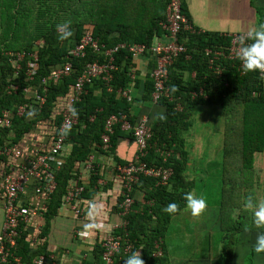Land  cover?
<instances>
[{
    "label": "trees",
    "instance_id": "obj_1",
    "mask_svg": "<svg viewBox=\"0 0 264 264\" xmlns=\"http://www.w3.org/2000/svg\"><path fill=\"white\" fill-rule=\"evenodd\" d=\"M169 3L170 0H0V115L4 110L14 113L11 126L0 127V147L18 144L25 154L32 153L35 147L41 150L50 147L62 121L61 104L67 101L84 66L102 62L104 52L119 44L150 47L164 40L168 35L163 25L167 22ZM182 12L189 20L184 0ZM63 23H68L72 35L59 40L56 26ZM86 34L98 41L100 52L87 49L83 58H74V72L49 83L40 111L17 116L16 106L30 100L24 89L32 85L43 95L42 80L65 63L69 51ZM179 37L186 53L169 68V96H163L159 103L152 102L154 83L150 74H146L143 85L135 80L143 86V93L137 96L132 89V102L119 92L132 88L133 83L135 60L126 49L113 54L115 69L111 91L100 79L86 86L87 93L76 105L78 123L66 134L67 144L61 152L62 167L56 173V189L47 208L40 211L44 218L43 228L31 232V226L21 227L15 250L20 264H35L40 256L51 264L47 249L51 222L79 171L93 151L101 149L106 121L112 115L123 114L134 124L141 116L136 106L143 102L160 107L158 112L151 115L149 110L146 115L152 139L144 160L172 168L173 175L167 185H157L155 179L141 177L134 186V195L137 190L142 192L144 203L136 200L127 217L126 231L117 232L124 240L115 264H124L128 257L124 255L127 245L131 246L129 256L140 249L141 256L149 264H169L166 254L154 257L153 253L156 242L165 238L172 219L185 209L184 196L193 185L185 174L188 153L184 133L191 128V118L197 107L219 108L225 117L219 208L215 218V225L222 233L221 250L209 264H264V252L257 254L253 250L256 237L264 233V228L255 227L252 210L244 206L249 197L254 204L264 201L260 197L264 190V169L257 167L258 158L264 154V75L256 71L245 74L238 69L239 63L232 61L220 63L222 75L215 72L205 50L229 45L228 36L195 29L194 33L182 31ZM22 51L38 54L39 66L33 81L26 74L29 59L16 60L15 54ZM145 56L152 62L150 54ZM151 65L153 68V63ZM14 87H18L16 91H12ZM127 135L132 137L130 133ZM124 136L121 126L116 125L111 146ZM160 152H169L170 157L164 162ZM0 161L7 162L5 158ZM3 169L6 171L4 163ZM96 174L91 176V187L96 186L99 178ZM169 203L177 204V212L172 215L162 211ZM91 256L92 259H85L81 264H104L100 245L94 247Z\"/></svg>",
    "mask_w": 264,
    "mask_h": 264
},
{
    "label": "built area",
    "instance_id": "obj_2",
    "mask_svg": "<svg viewBox=\"0 0 264 264\" xmlns=\"http://www.w3.org/2000/svg\"><path fill=\"white\" fill-rule=\"evenodd\" d=\"M166 14L167 22L163 25V28L167 31L168 35L164 40L157 41L150 47L145 44L135 43L119 44L113 49L104 52L102 62H90L84 66L72 86V91L66 104L61 108L62 121L57 127V134L50 147L46 150L35 147L32 153L29 154H25L18 144L0 147V160L2 158L7 160V162L0 161V163H4L6 169V171L0 169V199L4 210V221L0 233V264H20V258L15 256V250L20 237L21 227L32 225L33 220L37 219L35 230L42 229L41 221L44 219L40 211L47 208L48 201L56 189V173L62 167L61 152L67 144L66 134L78 123L75 115L76 105L82 101L84 95L87 93L86 86L92 84L96 79L105 82L108 90L111 91L110 83L115 69L114 53L120 49H126L132 54L134 60L150 54L152 56L153 68H151L149 74L154 83L152 102L157 104L163 96H169L167 87L169 68L174 64L176 59L186 53V47L180 42L179 35L182 31L194 33L195 28L182 12V0H170ZM246 34H231L228 36L231 39L229 45L205 50V55L209 58L210 66L214 68L219 76L223 72L222 66H220L222 61L237 62L239 63L238 69L241 70V62L237 59L236 53L240 46L239 37L246 36ZM244 42L250 43L247 39ZM87 49H91L95 53H99L101 49L98 41L91 34H86L69 51L65 63L61 67L55 68L42 80L43 95H40L32 85L24 89V93L30 100L16 106L15 114L23 116L29 115L34 111H40L46 101L45 95L48 91L49 83L70 76L74 72L72 60L74 58H83ZM10 54L8 53L7 55ZM15 57L18 62H22L26 58L29 59L26 74L28 79L33 81L36 69L39 66L38 54L22 51L17 52ZM17 68H20V66L18 65ZM17 88L14 87L12 91H16ZM119 92L128 102H132L131 87ZM13 114L10 110L2 111L0 115V127H10ZM116 125H120L122 131L132 134L136 144V154L132 162L123 165L118 164L115 167V177L121 184L119 214L122 218V223L114 225L111 233L101 243L104 264L116 263V257L120 253L122 241L124 240L123 236L117 233V231H126L128 224L127 217L132 212L135 203L134 186L139 182L140 178L155 179L157 185H167L173 175L172 168L152 165L144 160L148 155L152 139V129L148 116H139L134 124L127 115L110 116L106 121L105 130L102 135V149H110L111 136L114 134ZM160 156L165 162L170 157V153L160 152ZM12 160H17L15 167L12 165ZM94 173L96 174L97 171L92 160L89 158L84 167L79 171L77 179L68 188L64 196L63 205L69 208L72 214L78 218L85 217V209L79 206L78 202ZM30 184H32V195L40 202L39 207L33 208L27 204L20 203V201L25 199L24 194ZM98 184L102 185L104 181L99 180ZM160 245V241L156 242L155 252L153 253L154 257H162L163 253ZM130 250L131 246L127 245L125 251L129 253ZM49 260L51 264H55V257L50 255ZM45 263L47 262L44 256L38 257L35 261V264ZM77 264H81V262Z\"/></svg>",
    "mask_w": 264,
    "mask_h": 264
},
{
    "label": "crops",
    "instance_id": "obj_3",
    "mask_svg": "<svg viewBox=\"0 0 264 264\" xmlns=\"http://www.w3.org/2000/svg\"><path fill=\"white\" fill-rule=\"evenodd\" d=\"M259 1L262 5L261 7L255 4V0H184V5L189 15V20L196 30L229 36L231 34L247 33L260 23H264V0ZM151 64L150 58L145 55L135 59L133 72L134 70L136 72L132 74V89L137 96L143 93V86L136 84L135 80L140 81L143 85L146 74L150 73ZM66 102L67 101H63L64 104H61V108ZM198 108L199 107L194 110V113L198 111ZM159 109L160 107L158 105H149L148 102H143L142 104L140 103L139 106H136L135 110H137L136 112H140V115H147L149 110H151L152 115L154 112H158ZM217 112V116L221 117L219 111ZM132 116H134L133 113ZM224 128L225 121L219 128V130L223 129L221 132L222 144ZM192 129L193 126L184 133V139L185 150L188 153L185 174L187 180L193 182L190 191L193 194V191H195L197 187V185H195V180L209 173L206 168L207 166L209 167L210 163L206 161L208 160L206 158V147L200 141L203 138V133H200L203 129L197 128L196 131ZM123 133L125 136L119 138L115 145L111 146L109 150H104L101 147L100 150L93 151L89 157L96 168V175H99V178L95 187H91L87 183L86 191L82 194L78 202L79 206L85 209V217L78 218L74 216L71 210L62 204V207L52 220L47 238V249L51 256L55 257V264H77L79 262L82 263L85 259H92L91 254L94 247L97 244L101 246L102 241L111 233L112 227L122 223V218L119 214L121 184L115 177V167L118 164L123 165L132 162L136 154L135 141L130 135H127V132L123 131ZM11 162L14 167L17 165V160H12ZM221 162H219V167H221ZM1 163L0 169L2 168ZM206 163H208V165L204 166ZM99 180L104 181V184L99 185ZM32 194V184H30L24 194L25 199L20 201V203L27 204L33 208L39 207V200ZM193 195L195 196V194ZM142 198L143 193L137 190L135 202L137 200L143 204L144 201ZM218 208L219 207H215L210 211L213 218L212 226H208L210 230L215 227V218ZM187 212L189 211L184 209L179 215H183ZM3 221L4 210L2 201H0V233ZM36 221L37 219H34L33 224L28 225L33 228H31V232L35 230ZM38 222L40 223V221ZM41 223L43 226L44 220H42ZM181 231L186 233L188 238L194 237L193 231L189 229V226H185ZM188 232H191V234H188ZM182 238H184V236ZM188 242L189 241L182 242L185 246H181L183 251L180 252L175 248L169 250L173 246L169 245L167 248L165 238L160 240L163 253L162 256L166 254L169 264H209L210 260H213L211 255L199 254L191 247H188ZM190 250L193 252L188 253L187 251L190 252ZM137 252H140V256L142 255L140 249H138ZM124 253L126 256L130 254V252L128 253L126 251ZM141 258L144 264H149L142 256Z\"/></svg>",
    "mask_w": 264,
    "mask_h": 264
},
{
    "label": "rangeland",
    "instance_id": "obj_4",
    "mask_svg": "<svg viewBox=\"0 0 264 264\" xmlns=\"http://www.w3.org/2000/svg\"><path fill=\"white\" fill-rule=\"evenodd\" d=\"M255 4H258L259 7L262 6L259 0H255ZM217 111H219L221 117L217 116ZM224 121L225 118L221 110L213 107H199L198 111H196L191 118L192 130L196 131L197 128L203 129L202 132H200L203 133V138L200 141L206 147V158L208 159L206 161L210 163L209 167L207 166L208 163L204 165L207 166L206 170H208L209 173L206 176L196 177L195 185H197V187L195 191H193V194H195L194 197H202L205 199L206 209L196 218L192 217L190 212H187L172 219L165 237L167 248L169 245L173 246L169 250L175 248L177 251H183V248H181V246H185L184 243H182L183 241H189L188 247H191L195 252L202 255H211L214 259L221 250L220 243L222 233L217 229L216 225L214 228H211V230L209 227L212 226L213 223L210 211L215 207H219V192L221 185V167H219V162L222 161L221 132L223 130H219V128ZM257 167L262 170L264 169V154L261 158H258ZM261 191L263 193L260 197L264 200V190ZM185 226H189V229L193 231V238H188L186 233L181 231ZM188 234H191V232H188ZM183 236L184 238H182ZM241 238L242 237H238V239ZM244 239L246 240L247 238L245 237ZM187 252L191 253L193 251L190 250V252ZM241 254H243V251ZM238 259L239 255L237 261Z\"/></svg>",
    "mask_w": 264,
    "mask_h": 264
},
{
    "label": "clouds",
    "instance_id": "obj_5",
    "mask_svg": "<svg viewBox=\"0 0 264 264\" xmlns=\"http://www.w3.org/2000/svg\"><path fill=\"white\" fill-rule=\"evenodd\" d=\"M56 30L60 35L59 40H66L71 37L72 32L69 29L68 23L58 24ZM245 39L250 43H245ZM240 46L238 47L236 56L241 62V71L245 74L256 71L264 74V23H260L257 27L250 29L246 36L239 37ZM185 209L190 212L191 216L199 217L206 209V201L204 198L194 197L189 192L184 196ZM246 208L253 212V223L257 228H264V201L254 204L251 197L245 201ZM162 211L172 215L177 212V204L169 203ZM255 253L264 252V233L258 234L253 246ZM124 264H144L140 256V252H134L127 257Z\"/></svg>",
    "mask_w": 264,
    "mask_h": 264
}]
</instances>
